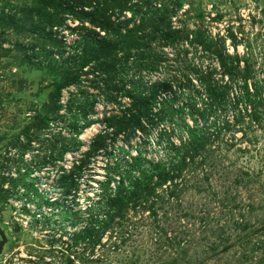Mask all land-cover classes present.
I'll return each instance as SVG.
<instances>
[{"label":"rangeland","instance_id":"1","mask_svg":"<svg viewBox=\"0 0 264 264\" xmlns=\"http://www.w3.org/2000/svg\"><path fill=\"white\" fill-rule=\"evenodd\" d=\"M1 236L0 264H264V0H0Z\"/></svg>","mask_w":264,"mask_h":264},{"label":"bare ground","instance_id":"2","mask_svg":"<svg viewBox=\"0 0 264 264\" xmlns=\"http://www.w3.org/2000/svg\"><path fill=\"white\" fill-rule=\"evenodd\" d=\"M95 130V126H90L86 129V132L81 136L82 139L89 137L90 133Z\"/></svg>","mask_w":264,"mask_h":264},{"label":"trees","instance_id":"3","mask_svg":"<svg viewBox=\"0 0 264 264\" xmlns=\"http://www.w3.org/2000/svg\"><path fill=\"white\" fill-rule=\"evenodd\" d=\"M93 25V24H92ZM101 25H103L102 23H101ZM89 127V125H87V124H85L84 126H82L81 127V129L78 131V135L79 134H82V132L85 130V129H87Z\"/></svg>","mask_w":264,"mask_h":264},{"label":"water","instance_id":"4","mask_svg":"<svg viewBox=\"0 0 264 264\" xmlns=\"http://www.w3.org/2000/svg\"><path fill=\"white\" fill-rule=\"evenodd\" d=\"M1 237H2V242H0V252H1V250H2L3 245L5 244V239H4V237H3V236H1Z\"/></svg>","mask_w":264,"mask_h":264}]
</instances>
